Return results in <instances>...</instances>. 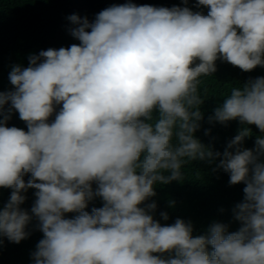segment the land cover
<instances>
[{"label": "clouds", "instance_id": "1", "mask_svg": "<svg viewBox=\"0 0 264 264\" xmlns=\"http://www.w3.org/2000/svg\"><path fill=\"white\" fill-rule=\"evenodd\" d=\"M198 3L208 15L133 3L108 7L91 22L73 14L69 31L78 45L30 54L28 67H12L14 90L0 92V111L10 105L28 130L0 119V188L12 190L0 208V245L28 238L34 216L43 233L34 264H264V137L246 149L243 128L221 154L194 136L203 119L200 78L216 71L217 59L245 72L264 67V0ZM154 109L160 118L150 124ZM209 119H238L264 133V78L232 88ZM216 158L230 185H246L233 210L237 232L214 223L193 237L190 222L162 226L149 214L155 203L140 207L157 182L181 179L185 159ZM29 189L31 216L21 208ZM95 197L103 207L89 214Z\"/></svg>", "mask_w": 264, "mask_h": 264}, {"label": "trees", "instance_id": "2", "mask_svg": "<svg viewBox=\"0 0 264 264\" xmlns=\"http://www.w3.org/2000/svg\"><path fill=\"white\" fill-rule=\"evenodd\" d=\"M133 3L137 6L149 5L153 7H188L193 13L208 15L210 9L199 5L198 0H0V92L7 93L14 90L10 83L9 73L14 65L29 66L30 54L38 55L40 51L68 48L80 42L75 39L69 29L73 27L68 17L76 14L81 18L87 17L91 22L102 10L113 5ZM198 62V61H197ZM216 71L200 78L198 92L202 103L199 111L203 119L200 127L194 133L199 142L213 153L223 154L228 143L243 128H248L250 135L245 138L243 147L254 149L258 137H264V133L255 125H244L237 120L221 124L210 122L216 108L223 105L230 96L234 87L242 88L250 80L264 78V67L257 66L251 71L245 72L221 59L215 61ZM62 105L56 106V112ZM10 105H6L0 111V119L10 117L7 120L8 127H17L27 131L26 122L22 121L19 113L14 109L9 112ZM49 122L54 121L55 114ZM160 118L158 109L152 112V119L146 121L155 124ZM175 143V138L173 139ZM219 158L214 160H189L185 159L181 167V179L164 184L157 182L154 185L155 196L148 198L140 207L147 209V205L155 203L156 209L149 212L155 221L162 226L174 224L177 219L193 227V237L206 235L209 227L214 223H222L227 226L228 232H237L241 224L235 220L233 210L236 205L243 202L245 184L230 185L229 175L222 169H218ZM168 175V173H164ZM29 176H25L27 182ZM95 192L97 185L92 184ZM11 189L0 188V208L10 199ZM35 190L29 189L23 195L26 196L21 205L31 216V208L35 202ZM103 200L95 197L88 202L85 209L89 214L93 208H102ZM161 213H166L167 220L162 219ZM78 213H66V219H74ZM26 231L28 238L19 244L9 242L3 238L0 245V264H34L33 253L37 244L43 239V233L39 230V222L33 216ZM212 249L209 247V251ZM160 255V254H154ZM170 255L161 256L168 259Z\"/></svg>", "mask_w": 264, "mask_h": 264}]
</instances>
